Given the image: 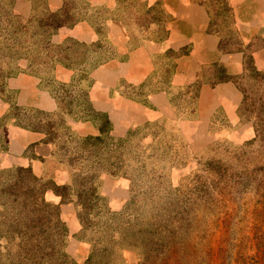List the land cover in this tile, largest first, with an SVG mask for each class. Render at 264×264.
Returning <instances> with one entry per match:
<instances>
[{
    "label": "rangeland",
    "instance_id": "1",
    "mask_svg": "<svg viewBox=\"0 0 264 264\" xmlns=\"http://www.w3.org/2000/svg\"><path fill=\"white\" fill-rule=\"evenodd\" d=\"M30 1L32 9L28 15L14 9L15 0L13 9L22 20L35 13L38 17L59 9L73 15L75 23L63 25L54 32L51 37L53 43L68 44L69 38L88 44L101 41L103 45L97 48L98 51L107 45L110 50L114 47L106 26L108 18H125V24L131 29L142 23L136 20L134 13H141L143 21L149 18V14L144 12L146 6L136 0H114L103 5H92L88 0H63L62 7L58 9H52L48 0ZM216 1L207 2L216 8ZM220 4V8H228L224 0H220ZM153 19L150 18V22ZM84 20L92 23L98 39L86 42L69 34ZM150 22L148 28L154 26ZM3 37L6 34L0 29V39ZM115 49L119 57L122 48L115 46ZM17 64L18 73L7 79L9 91L0 96L10 103L5 112L0 111V135L5 143L4 150H0V168L16 167L7 159V135L11 124L20 127L32 124V127L45 129L43 133L50 144L44 153L47 157L42 160L43 164L35 161L33 165L36 172L44 166L43 180L70 185L71 198L62 202L59 196L50 197L52 190L48 192L49 199L58 205L66 225L63 252L67 260L86 264L93 254L89 261L92 264H264V135L258 133L264 123V116H261L264 115V97L259 99L262 94L264 96V82L253 78L249 68L236 78L240 88L254 86L248 90V101L243 108L240 107L238 114L241 122L251 120L253 129H240L219 112L207 138L201 136L195 141L193 136L198 135L195 125L183 126L180 121L192 117V108L199 97L196 90L200 91L202 86V79H198L191 84L195 87L177 86L178 96L172 97L180 112L177 120L161 117L141 125L120 122L123 127L116 130L109 116L115 141L106 146L103 141L86 143L83 138L96 135H80L71 124V121L92 119L82 120L66 113L67 109L72 110L69 101L72 92L68 88L74 90L72 86L75 84L71 81L79 76L75 69L61 64L53 67L44 66L43 62L30 63L24 57ZM250 65L254 66L248 63ZM155 66L156 69L142 84H133L120 77L109 95L116 96L119 92L132 100L147 102L155 88L170 84L169 59L158 58ZM94 69L90 72L91 87L96 82L92 76ZM223 70L214 67L209 71L212 72L211 78L220 80L226 76ZM24 71L41 77L44 86L50 87L65 109L59 104L56 112L43 115L30 110V107L20 106L16 100L18 90L10 88L8 80ZM106 81L101 83L105 84L103 87L107 85ZM91 87L88 90L90 100ZM100 95L103 96L102 91ZM104 95L107 96V91ZM252 97L259 102L251 104ZM14 103L28 109L20 110L19 115ZM249 103L253 111L248 110ZM20 118L22 123L16 120ZM92 121L99 130V123ZM127 135L130 139L120 143L118 138ZM83 147L88 150L82 152ZM209 160H213L211 167L206 164ZM90 183L98 185L100 198L89 203L92 207L83 222L80 212L83 215L86 212L83 208V199L86 198L81 194L82 185ZM150 220L156 223L148 225ZM130 222H136L138 228L148 225L160 235L166 234L167 244L163 249L159 246L161 252L152 251V256H149L151 250L133 236ZM159 223L164 224L163 231ZM6 250L4 245H0V259L7 258Z\"/></svg>",
    "mask_w": 264,
    "mask_h": 264
},
{
    "label": "crops",
    "instance_id": "2",
    "mask_svg": "<svg viewBox=\"0 0 264 264\" xmlns=\"http://www.w3.org/2000/svg\"><path fill=\"white\" fill-rule=\"evenodd\" d=\"M48 1L52 9L62 7L64 2ZM88 1L92 5H103L111 4L114 0ZM136 1L146 6L144 12L149 14V18L143 21L139 15L141 13H134L137 15L136 20L142 22L134 29L125 24V18L122 17L106 20L114 47L110 52L112 57L107 58L106 63L96 67L92 73L96 78L90 90L94 108L107 112L116 130L123 127L120 122L141 125L161 117L177 120L180 112L172 102V97L179 93L177 86L187 87L202 79L196 106L192 108V117L180 121L183 126L195 125L198 134L193 136L195 141L201 136L207 138L219 112L240 129H253L251 120L241 122L239 117L244 93L236 78L246 72L248 63H253L264 73V0H224L228 8H220V0H215L216 8L208 4V0ZM14 9L29 15L31 1L16 0ZM152 17L154 19L150 22ZM149 22L154 23V26L148 28ZM146 29L148 31H143ZM69 34L86 42L98 39L94 26L88 20L81 21ZM115 46L122 48L119 57ZM183 48H188V52L178 55ZM171 50L177 55L170 54ZM158 58L169 59L170 64L175 63L169 79L170 86L150 92L147 102L132 100L119 92L116 96L109 95L111 88H116L120 77L133 84L145 82L156 69ZM214 67L224 68L227 77L212 79V72L209 71ZM103 79L107 80L104 87L105 84H101ZM8 86L18 90L16 100L20 106L49 113L59 109V102L50 87L44 86L42 78L30 72L24 71L10 78ZM106 91L107 96L104 95ZM9 105L0 97V111L5 112ZM71 124L83 136L98 135L100 132L92 120L71 121ZM7 138V159L10 164L30 166L35 174L44 175V166L36 172L33 164L35 161L43 164L42 160L47 157L44 153L50 144L45 139V133L11 124ZM32 147L33 150H30Z\"/></svg>",
    "mask_w": 264,
    "mask_h": 264
},
{
    "label": "trees",
    "instance_id": "3",
    "mask_svg": "<svg viewBox=\"0 0 264 264\" xmlns=\"http://www.w3.org/2000/svg\"><path fill=\"white\" fill-rule=\"evenodd\" d=\"M14 3L15 0H0V29L6 34L3 40L0 39V96L9 91L6 88L7 79L18 73L19 66L17 63L20 58H28L30 63L43 62L44 66L56 67V65L61 64L67 68L75 69L79 76L76 80L71 81V83L75 84V86H72L74 90L72 91L68 88L73 95L69 97L72 110L68 111L67 109L66 113L74 118L82 120L92 119L99 123L100 133L96 136L83 138L86 143L90 141L101 143L103 141L106 146L111 145L115 141V137L111 134L112 122L106 112L98 111L93 107L88 96V90L92 86L90 72L105 63L107 58L112 57L110 53L112 50L107 45V48H102L98 51L97 48L103 45L101 41L88 44L85 42L81 43L73 38L68 39L70 41L68 44H55L51 40L52 34L63 25H73L75 23L72 19L73 15L69 11L63 12V9H59L48 12L45 15H39L40 17H36L35 13L27 20H22L13 9ZM187 52L188 48H183L178 55ZM169 53L177 55L172 50ZM169 68L170 72H172L175 68V63L170 64ZM247 68L252 71L253 78L264 82V74L262 72L251 65L246 67V70ZM192 87H195V85L188 86V88ZM250 87L254 86L251 85L248 89L241 88L244 93L242 108L248 101V90H251ZM161 88L163 87L155 88L153 91ZM196 92H199V89ZM263 97L262 94L259 99ZM256 102L259 101H255L252 97L250 103L255 104ZM250 103L247 106L248 110L253 111L254 108H250ZM59 104L62 109H65V105L62 102ZM13 107L18 110L17 114L19 115L20 110L28 109L17 106L16 103L13 104ZM29 109L35 110L38 114H52L36 108ZM262 110L264 111V107ZM261 116L264 115L262 114ZM16 120L22 123L23 119ZM25 125L24 127L26 128L45 132L42 126L32 127V124ZM258 133L264 135V123ZM128 138L129 136L127 135V137L118 138V140L124 144ZM4 144V140L0 135V150ZM85 150H88V148L83 147L82 152H85ZM212 163L213 160H209L206 164L211 167L213 166L211 165ZM52 179L55 181L54 178ZM82 186L81 194H85L84 197L86 198L83 199V208L86 212L84 215L80 212V215L82 221L85 222L84 219L92 207H90L89 203L92 204L93 199H98L100 196L97 194V184L90 183ZM49 190L53 191H50L53 194L52 196L61 198L60 202L71 198L72 195L69 183L68 185H60L58 183L55 184L53 181H45L42 176L35 174L30 166H16L9 169L0 168V245H4L8 253L6 259H0V264H79L67 260L66 254L63 252L67 229L60 216L58 205L55 201L49 199ZM173 220L175 219L173 218ZM135 223L130 222L129 228L132 229L133 236L138 237V240L145 243L151 250L150 254L148 253L149 256H152L153 252L160 253L159 246L163 249L167 244L165 242L166 234L162 233L160 235L156 229H151L148 226L156 223L153 220H150V223L145 227L141 226L140 228ZM163 227L164 224L159 223V228L162 231ZM179 229H177V232ZM91 256L86 264L91 263L89 262L91 261ZM107 263L105 262V264Z\"/></svg>",
    "mask_w": 264,
    "mask_h": 264
}]
</instances>
